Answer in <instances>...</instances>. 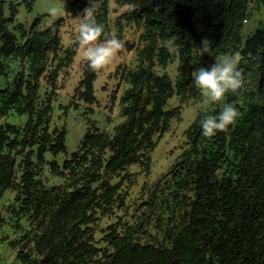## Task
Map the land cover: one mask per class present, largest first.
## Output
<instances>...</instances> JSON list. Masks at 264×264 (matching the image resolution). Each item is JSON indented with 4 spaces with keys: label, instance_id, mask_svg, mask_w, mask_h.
<instances>
[{
    "label": "trees",
    "instance_id": "16d2710c",
    "mask_svg": "<svg viewBox=\"0 0 264 264\" xmlns=\"http://www.w3.org/2000/svg\"><path fill=\"white\" fill-rule=\"evenodd\" d=\"M103 1L105 7L112 1L129 8L123 16L143 25V45L137 66L125 73L130 88L122 98L124 121L113 134L88 131L63 171L54 162L51 170L66 176L59 186L44 183L41 165L47 149L54 154L66 150L65 131L50 133L51 105L39 102L38 88L47 51L60 43L63 18L44 29H35L37 21L22 45L1 25L0 72L4 57L30 59L27 76L20 74L0 90V198L14 189L19 212L29 222L18 258L23 264H264V21L243 35L251 4L259 0ZM105 18L106 8L94 14L95 22ZM169 37L173 43L165 44ZM204 37L212 55L194 48ZM223 53L241 57L242 87L224 97L238 108L236 121L205 136L200 127L205 115L200 114L187 131L179 159L148 191L149 207L132 222L117 219L97 238L99 216L125 207L122 184L111 179L132 164L149 166L156 137L180 114L179 108H167L168 99L175 92L198 96L193 71L210 67L213 57ZM174 62L176 82L167 72ZM97 71L85 63L80 86L88 102L94 99ZM213 103L215 115L221 105ZM13 110L29 115L24 127L2 123ZM35 145L37 162L32 159ZM152 217L157 235L141 243L137 237Z\"/></svg>",
    "mask_w": 264,
    "mask_h": 264
},
{
    "label": "rangeland",
    "instance_id": "374dc122",
    "mask_svg": "<svg viewBox=\"0 0 264 264\" xmlns=\"http://www.w3.org/2000/svg\"><path fill=\"white\" fill-rule=\"evenodd\" d=\"M0 0V30L4 25L16 36L17 45H22L35 29H44L52 25L57 19L63 18L58 29L60 43L56 49L47 51L45 73L39 79L38 99L51 105L49 131H65L66 150L54 154L50 149L44 153L45 162L41 165V178L49 186L63 185L66 176L56 174L51 170L55 162L60 171L72 154L80 149L81 142L88 131H104L113 134L117 125L125 119L122 98L130 82L125 73L137 66L138 48L143 45V25L130 22L123 14L127 13V6H117L112 1L104 5L103 0ZM83 8H77L81 4ZM254 1L249 10V20L244 26L243 35L246 38L252 34L260 22L264 21V0ZM75 8V11L72 8ZM91 7L94 14L106 8V18L101 24L105 34H115L123 42V47L113 60L97 71L93 82L92 102L84 99L80 86L83 78L85 61L77 40L78 24L83 10ZM103 8V9H102ZM99 23V22H98ZM26 30V35H23ZM1 46V39H0ZM3 70L0 72V90L10 87L20 75L29 73L30 59L19 57L2 58ZM215 62V57L211 65ZM177 62L167 69L176 82ZM210 65V66H211ZM215 104L201 93L198 96L184 97L175 92L168 99L167 108L180 109V114L170 121L168 130L156 137V144L150 151L149 166L138 162L130 165L120 174L115 175L112 183H121L123 203L125 207L114 209L111 215H100L99 226L96 227V237L101 238L103 228L118 222L133 221L143 213L151 199L150 188L165 175L179 159L187 146V131L200 114L211 116ZM29 120L28 114H18L14 110L2 118V123L24 127ZM227 128V127H226ZM29 150V149H28ZM32 159L38 161V146L33 147ZM21 172H18V181ZM129 175V176H127ZM16 191L7 189L0 198V264H23L18 258L20 243L25 231L29 228L27 216L19 212L20 204L16 198ZM166 217V216H164ZM147 231L137 237L139 242H152L155 229L154 217L149 218ZM166 219V218H165Z\"/></svg>",
    "mask_w": 264,
    "mask_h": 264
},
{
    "label": "clouds",
    "instance_id": "9594fccd",
    "mask_svg": "<svg viewBox=\"0 0 264 264\" xmlns=\"http://www.w3.org/2000/svg\"><path fill=\"white\" fill-rule=\"evenodd\" d=\"M76 29L82 57L92 71L102 69L109 64L123 47L122 40L115 34H105L103 39H98L104 32V25L95 22L94 11L91 7L83 10ZM172 43V37L165 40V44ZM194 48L197 54L205 52L213 54L210 40L207 37L201 40V46ZM240 60L239 53L215 55V62L210 67H197L192 73V86L209 101L218 102L221 105L215 115L206 116L200 120L201 131L205 136L225 129L239 116V110L235 104L225 102L224 97L226 93H236L242 87Z\"/></svg>",
    "mask_w": 264,
    "mask_h": 264
}]
</instances>
